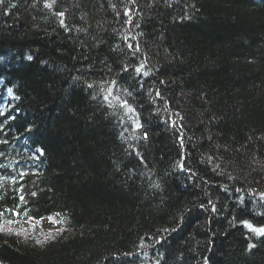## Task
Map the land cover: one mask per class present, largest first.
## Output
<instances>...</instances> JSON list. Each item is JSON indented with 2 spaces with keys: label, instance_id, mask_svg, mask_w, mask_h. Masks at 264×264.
Masks as SVG:
<instances>
[{
  "label": "trees",
  "instance_id": "obj_1",
  "mask_svg": "<svg viewBox=\"0 0 264 264\" xmlns=\"http://www.w3.org/2000/svg\"><path fill=\"white\" fill-rule=\"evenodd\" d=\"M5 209L63 223L0 264H264V0H0Z\"/></svg>",
  "mask_w": 264,
  "mask_h": 264
},
{
  "label": "rangeland",
  "instance_id": "obj_2",
  "mask_svg": "<svg viewBox=\"0 0 264 264\" xmlns=\"http://www.w3.org/2000/svg\"><path fill=\"white\" fill-rule=\"evenodd\" d=\"M47 216L43 219H40V223L39 224H35V227H31V224H34L35 221L33 220L32 222H17L15 224H13L11 227H13L14 229H25L27 230L26 233H21L20 235L26 237L27 239H36V240H42L45 239V235H47L48 233L53 234L54 232H56L59 229V223H52L49 221ZM51 217H53L56 221H59V218L56 215H51Z\"/></svg>",
  "mask_w": 264,
  "mask_h": 264
},
{
  "label": "snow or ice",
  "instance_id": "obj_3",
  "mask_svg": "<svg viewBox=\"0 0 264 264\" xmlns=\"http://www.w3.org/2000/svg\"><path fill=\"white\" fill-rule=\"evenodd\" d=\"M89 87H91V85H89ZM105 99H107V97H105ZM42 151V150H41ZM32 195H35V193H32ZM20 200L23 202L24 201V197L21 196L20 197ZM8 210L5 209L4 212H0V232H5V233H16V234H21V233H26L27 230L21 228L19 230L17 229H14L13 227H11L13 224L17 223L18 221H15V220H12V219H3L6 212ZM12 215L13 216H16V215H19L18 213H16L14 210L12 212ZM57 215H59V213H57ZM49 221L52 222V223H63V221H56L53 217H48ZM34 220L33 217L31 216H28L27 217V222H32ZM40 221L39 220H36L34 224H31V227H35V224H39ZM260 231H264V229L260 230ZM51 235V233H48L47 235H45V240L48 239V237ZM37 244H41L43 243V241L41 240H37L36 241ZM250 247H252L250 245ZM205 264H207V260H205Z\"/></svg>",
  "mask_w": 264,
  "mask_h": 264
}]
</instances>
